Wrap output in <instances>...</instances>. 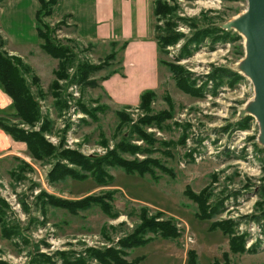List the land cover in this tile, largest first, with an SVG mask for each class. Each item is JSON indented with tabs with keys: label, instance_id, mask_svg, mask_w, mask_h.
Here are the masks:
<instances>
[{
	"label": "rangeland",
	"instance_id": "1",
	"mask_svg": "<svg viewBox=\"0 0 264 264\" xmlns=\"http://www.w3.org/2000/svg\"><path fill=\"white\" fill-rule=\"evenodd\" d=\"M167 1L175 8V30L184 37L158 52V59L164 62L158 66L159 84L150 111L140 102L115 103L102 85V77L114 70L126 75L123 42L116 47L85 42L74 36L75 29L67 20L50 22L48 18L54 41L69 50L66 75L58 79L57 88H52L60 59L38 47L42 40L36 33L32 6L21 4L11 18L6 13L2 18L0 13V28L2 21L17 39L34 43V48L25 46L16 53L6 40L3 48L10 57H19L20 62L30 66L28 71L21 70L41 111L36 123L25 122L17 116L13 98L5 91L12 104L1 115L26 134L46 127L44 138L54 147L51 153L37 157L25 139L16 138L0 126L7 132L0 139V262L104 264L94 250L114 249L121 251L127 261L140 257L137 264H187L188 250L194 249L199 264H215V260H219L216 264H264L263 242L252 234L259 228L264 234V144L259 138V122L247 110L255 97V87L241 69L246 37L235 28L224 27L247 10L248 0ZM7 4L8 0H0V9ZM168 17L157 21L154 16L155 35V25L163 26ZM193 23L202 29H222L224 34L217 39L213 34L207 36L191 56L180 58L183 46L196 32ZM113 51L115 59L109 57ZM166 62L193 74L197 87L204 88L203 96L182 91ZM85 64L103 67L83 81L79 72ZM216 68L228 71L218 81L209 77ZM88 80L96 84H86ZM145 82H149L147 77ZM171 108L173 117L161 126L141 122L147 115ZM84 110L92 111L94 116ZM120 110L127 119L120 117ZM138 130L149 138L139 136ZM6 140L13 149L9 155H3ZM122 142L148 149L120 151L123 158L158 159L166 170L154 166V173L140 176L122 167H107L115 177L108 184H100L91 175L85 179L73 174L53 179L58 166L80 172L81 167L70 161L78 154L104 156ZM105 193L110 194L106 199L116 215L95 203L84 210L52 203V198L75 201ZM143 206L150 216L162 211L158 221L172 218L179 236L166 239L148 233L146 237L153 239L147 244L124 249L121 240L142 222L139 214ZM205 213L209 219H200ZM213 222L220 225L216 230L210 229ZM4 227L8 236L3 234ZM233 239H244L243 252L231 250Z\"/></svg>",
	"mask_w": 264,
	"mask_h": 264
},
{
	"label": "trees",
	"instance_id": "2",
	"mask_svg": "<svg viewBox=\"0 0 264 264\" xmlns=\"http://www.w3.org/2000/svg\"><path fill=\"white\" fill-rule=\"evenodd\" d=\"M41 7L37 11L36 15V23H37V31L38 36L40 38L41 48L46 51L48 54L53 56L54 58L60 59V63L58 68L54 71L56 80H53L51 87L57 88L58 87V79L63 78L66 74V68L68 65L69 60L67 59L68 55V48L62 45H57L52 37L53 29L50 27V23L47 20L52 12L57 0H40ZM153 13L156 17L157 21L162 16H169L168 21L162 26L160 24L155 25L156 29V42L158 52L165 51L166 47L170 44H176L180 41L183 34L176 32L175 30V22L173 16L175 14V8L171 7L167 0H155ZM193 27L196 28V32L193 34L191 38H189L187 43L183 46L180 54V58H187L191 56L195 51H197L200 47V44L206 41L207 36H211L212 34L216 36L214 39L222 38V34L224 31L222 29H215L213 27H206L204 29L199 28L196 24L193 23ZM158 29L164 31L163 33L159 32ZM8 43V42H7ZM119 42H112V46L116 47ZM6 40L0 35V83L4 90L13 98L14 105L17 109V116L21 117L25 122L28 123H36L40 117V106L32 93V89L28 84L26 77L21 70V67L28 71L30 66L28 64L20 62L19 57H10L3 47H5ZM128 45V41H124L121 44L122 51ZM109 57L111 59L116 58V53L113 51ZM159 60V63L164 61ZM123 62L121 58V63ZM167 66L170 68L171 72L175 77V81L177 86L184 92L201 97L203 96L204 88L197 87L196 80L192 78L193 74L190 72H186L185 69L178 65L171 62H166ZM103 66L101 65H90L85 64L83 69L80 70V76L83 81H87L90 77H92V73L96 70L101 69ZM123 69V67H122ZM121 71V69H120ZM116 71H112L109 74L102 77V80L108 79L113 73ZM228 71L221 68H216L212 73L209 74V77H212L214 80L218 81L219 78L223 76V74L227 73ZM206 77V76H205ZM34 78V76H33ZM36 78V77H35ZM34 78V79H35ZM33 79V80H34ZM36 80V79H35ZM86 84H96L95 80H88ZM156 90L153 88L145 89L140 95V106L150 111L151 103L156 97ZM83 107V106H82ZM85 109V108H83ZM85 111V110H84ZM90 115L92 111L86 110ZM85 111V112H86ZM86 112V113H87ZM120 117L123 119H127V114L124 111H119ZM174 115V111L171 109L169 110H161L158 113L147 115L144 117L141 122L143 124H153L156 123L158 125H162L165 120L168 118H172ZM5 117L0 115V126L4 127L9 133L14 134V136L18 139H25L31 151L37 157H43L44 155L51 153L54 150V147L49 144L46 139L44 138V132L46 127L44 128L41 126L39 131H34L33 134L29 135L25 132L14 128V126L9 125L5 119ZM139 131V130H138ZM137 132V131H136ZM139 136L149 138L146 134L142 131H139ZM134 134V133H133ZM138 150L148 151L147 148H140L137 145H133L129 142H122L117 148L109 151L104 156H98L94 158H89L83 156L82 154L77 155V159H70L73 164H77L81 167L80 172H76L67 166H58L52 177L54 180H61L62 178L72 175L74 177H78L81 179H85L87 177L94 176L97 177L98 182L100 184H108L115 180L110 172L106 169L107 167H122L127 173L129 174H138L140 176H145L146 173H154L153 167H161V169L166 170L162 163L158 159L146 158L142 161H130L123 158L120 154L121 152H137ZM73 154H77L74 153ZM154 167V168H155ZM97 175V176H96ZM99 175V176H98ZM110 194L105 193L104 195H89L85 198H81L79 200H65L60 198H52L54 204H58L59 206L67 207L71 210H79V209H87L93 205V203L100 205L107 213L116 215L112 211L111 204L107 201L109 199ZM107 198V199H106ZM107 201V202H106ZM142 211L139 214L141 219V223L135 228L132 234H129L125 238L121 240V245L124 249L127 248H135L141 245L147 244L153 238L151 236L146 237L148 233L159 234L166 239L176 238L179 236V232L175 226L174 220L172 218L167 220L158 221L157 217L163 215L162 211L157 212L155 215L150 216L148 214V208L143 206ZM203 209L204 202H203ZM0 212V221H2ZM209 215L207 213L202 214L200 219H209ZM220 225L217 222H213L211 224L210 229L216 230ZM6 227V225H5ZM4 227L3 234L4 236L9 235L8 229ZM225 232H228L227 229H224ZM10 237V236H9ZM244 239H233L231 240V250L234 252H243L244 249ZM95 256L99 258L102 263L104 264H137L141 258L137 257L131 261H127L125 258L122 257V252L114 249H110L107 252H101L99 250H94ZM198 254L196 250L190 249L188 250V261L187 264H199ZM219 262V260H218ZM215 260V264L218 263ZM0 264H7L6 262H0ZM85 264V263H82Z\"/></svg>",
	"mask_w": 264,
	"mask_h": 264
},
{
	"label": "crops",
	"instance_id": "3",
	"mask_svg": "<svg viewBox=\"0 0 264 264\" xmlns=\"http://www.w3.org/2000/svg\"><path fill=\"white\" fill-rule=\"evenodd\" d=\"M25 2L32 6L30 10L34 12L36 23L40 0H8V4L0 9L2 18L6 14L9 18L15 17L16 10ZM154 2L155 0H57L49 17L50 22L67 20V24L75 29L74 36L85 42L98 45L129 42L124 60L126 75L115 73L102 82L117 104H138L145 89L158 87V48L152 25ZM1 26L0 35L7 40L12 52L24 50L25 46L34 48V43L17 39L2 21ZM35 27L38 36L37 23ZM38 47L40 48V41ZM44 59L49 62L47 58ZM146 77L149 82H145ZM7 103L11 105L12 99L0 83V115L4 114V105Z\"/></svg>",
	"mask_w": 264,
	"mask_h": 264
},
{
	"label": "water",
	"instance_id": "4",
	"mask_svg": "<svg viewBox=\"0 0 264 264\" xmlns=\"http://www.w3.org/2000/svg\"><path fill=\"white\" fill-rule=\"evenodd\" d=\"M235 28L246 38V57L241 69L248 75L255 87V97L247 110L260 125V141L264 144V0H248L247 10L224 25Z\"/></svg>",
	"mask_w": 264,
	"mask_h": 264
},
{
	"label": "built area",
	"instance_id": "5",
	"mask_svg": "<svg viewBox=\"0 0 264 264\" xmlns=\"http://www.w3.org/2000/svg\"><path fill=\"white\" fill-rule=\"evenodd\" d=\"M253 83V82H252ZM254 85V84H253ZM8 103H7V105H4V108H7L8 107ZM3 136H7V132L3 129V128H1L0 127V139H1V137H3ZM188 142L190 143V139L188 140ZM0 145H2V141L0 140ZM4 145H6V148H4V149H7L6 150V152L3 154V155H9V154H11V153H13V149H12V146L9 144V141H7L6 140V142L4 143ZM7 146H8V148H9V146L11 147V150H8V148H7ZM190 151V150H189ZM211 153H213V151H211ZM255 231V230H254ZM253 235L254 234H257V237L255 238L256 240H261L262 242H263V245H264V234H263V232H262V229L261 228H259L258 230H257V232H254V233H252ZM252 240V242L251 243H254V241L255 240H253V239H251ZM251 243H250V245H251Z\"/></svg>",
	"mask_w": 264,
	"mask_h": 264
},
{
	"label": "bare ground",
	"instance_id": "6",
	"mask_svg": "<svg viewBox=\"0 0 264 264\" xmlns=\"http://www.w3.org/2000/svg\"><path fill=\"white\" fill-rule=\"evenodd\" d=\"M246 42H247V38H246ZM244 109V108H243Z\"/></svg>",
	"mask_w": 264,
	"mask_h": 264
}]
</instances>
